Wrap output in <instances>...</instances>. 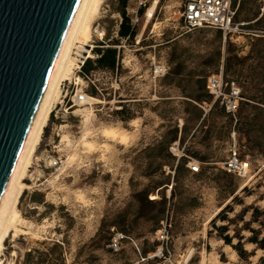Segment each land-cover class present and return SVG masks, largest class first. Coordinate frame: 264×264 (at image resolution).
<instances>
[{
	"label": "rangeland",
	"instance_id": "374dc122",
	"mask_svg": "<svg viewBox=\"0 0 264 264\" xmlns=\"http://www.w3.org/2000/svg\"><path fill=\"white\" fill-rule=\"evenodd\" d=\"M143 1L146 7L139 13ZM152 1L126 0V15L135 19L137 12L138 21L134 37L124 42L118 35L121 0H103L93 25L104 28L106 37L98 44L103 47L94 50L115 49L117 68L92 75L99 91L92 84L84 89L93 99L90 105L64 104L57 120L50 114L24 181L29 189L17 205L24 221L17 224V234L11 231L5 239L1 264H47V259L50 264H202L203 258V264H246L211 223L225 206L231 208L228 219L244 208L248 212L243 221L230 224L216 218L215 226L228 224L226 234L238 231L243 236L245 250L253 251L250 264L264 258V251L246 242L249 232L241 230L251 219V208L264 210L260 0H235L236 21L245 26L225 39L210 28L184 32L175 1L161 0L147 22ZM96 58L93 52L91 61ZM219 71L238 85L244 98L235 124L217 107L206 114L199 107L210 100L204 79ZM76 79L64 102L85 87ZM86 107L94 114L93 134L103 127L125 130L131 133L129 142L121 146L91 134L94 148L83 147L76 110ZM61 125L74 143L70 152L60 150ZM174 142L182 153L179 158L170 152ZM233 144L248 164L246 178L222 170ZM68 152L77 161L63 166ZM58 158L63 165L52 166ZM189 162L199 163L198 173L191 172ZM251 227L260 229L258 223ZM164 229L167 241L161 245L156 234ZM260 230L262 237L264 228ZM113 232L127 237L118 252L107 247ZM153 254L155 258H148Z\"/></svg>",
	"mask_w": 264,
	"mask_h": 264
},
{
	"label": "water",
	"instance_id": "95a60500",
	"mask_svg": "<svg viewBox=\"0 0 264 264\" xmlns=\"http://www.w3.org/2000/svg\"><path fill=\"white\" fill-rule=\"evenodd\" d=\"M79 0H0V199Z\"/></svg>",
	"mask_w": 264,
	"mask_h": 264
},
{
	"label": "bare ground",
	"instance_id": "6f19581e",
	"mask_svg": "<svg viewBox=\"0 0 264 264\" xmlns=\"http://www.w3.org/2000/svg\"><path fill=\"white\" fill-rule=\"evenodd\" d=\"M102 3L103 0L78 1L66 35L63 39L60 50L54 62L44 93L37 107L16 163L13 167V170L9 176L0 199V254L3 248L4 241L7 238L9 232L12 231L14 234H17L20 231H18L17 229V224L22 223L24 220H22L19 214L17 205L23 192L26 189H29V186L24 183L26 177L28 176V168L32 164V160L35 157L37 147L41 142L43 131L48 125L51 111L53 107L58 104L60 98L62 97L60 89L61 83L68 80L71 81L72 78H77L79 81L81 80L77 77V74H75L74 71L73 51L75 48H79L84 45L92 46V26L99 16ZM156 6L157 1L154 0L150 8L147 9L145 15L147 22L153 17ZM88 57L92 58L93 53L88 52ZM125 63L127 65H130V60L126 59ZM90 101L92 102L93 99H87V102L89 104H91ZM76 112H79L81 115L82 135L81 138H79V142L83 147L89 149L94 148V144L88 138L91 134H93L92 128L94 129V114H92V112L89 111L87 107L84 109L79 108L76 110ZM64 127V125H61L59 129L62 130ZM130 134L131 133L129 131H119L115 128L103 127L100 128L99 131L95 130L92 137L97 136L98 138V136L100 135V137L105 138L106 141H116L122 146L126 145L129 142ZM60 137V150L69 152L73 150L74 143L70 139L69 135L65 134L62 130V132L60 133ZM67 155V160L65 161V163L63 162V166L70 165L77 161L75 153H69ZM62 169L60 170L63 171ZM57 178L58 176L54 177V180H56ZM204 260L205 259L203 258L202 264L204 263Z\"/></svg>",
	"mask_w": 264,
	"mask_h": 264
},
{
	"label": "built area",
	"instance_id": "2783aa9c",
	"mask_svg": "<svg viewBox=\"0 0 264 264\" xmlns=\"http://www.w3.org/2000/svg\"><path fill=\"white\" fill-rule=\"evenodd\" d=\"M154 1V0H153ZM152 1V2H153ZM157 5L161 0H156ZM175 1L177 6V14L178 18L182 23V28L184 32L190 33L194 30L201 28H210L216 31H219L224 39L229 36L232 38L234 34H240L242 28L245 26L243 22L236 21V12L238 9V4H235V0H169ZM260 4L262 6V10H264V0H260ZM142 6L141 9L146 7V2H140L139 4ZM157 7V6H156ZM155 11L153 13L154 17ZM145 15V12H144ZM152 17V19H153ZM151 19V20H152ZM122 21V18H121ZM130 28L133 29L135 23L138 21L137 12L135 13V19L129 18ZM121 24V22H120ZM91 44L84 45L79 48H75L73 51V59H74V71L77 74L78 78L85 84V87L80 91H76L71 97L67 99L66 102L64 100L67 98L68 93H72V89L70 90L71 85H76L75 81H66L62 82L61 92H64L63 97H61L58 104H56L52 111L51 115L55 120L59 118V109L65 104L68 107L79 106V105H90L87 102V99L90 97L87 95L86 89L89 84H92L96 91H99V88L95 86L91 77L97 71H90L88 74H82V68L85 62L88 59H93L88 57V52H94L96 48H102L104 44V39L106 37L105 30L99 24H95L92 27L91 31ZM124 42L128 41V37L123 38ZM88 49V50H87ZM117 49H119L117 47ZM98 57V56H97ZM164 70L163 67L159 68L160 72ZM107 71V70H104ZM109 72V71H108ZM205 90L211 96V101L209 103H202L199 107L206 114L214 104L224 110L226 115H228L231 119H233L234 124L237 120V114L240 109L241 104L244 101V98L241 93V89L234 81L224 80L223 74L221 71L217 73H211L206 76L205 81ZM91 99V98H90ZM118 103V102H117ZM59 108L57 109V107ZM111 112L113 108H108ZM117 109V108H116ZM121 109V108H119ZM234 139V137H233ZM170 152L176 156L180 157L182 155L181 151L178 148L177 142L172 143L170 146ZM62 165L60 158L58 160H54L52 166L58 167ZM188 168L193 173L199 172V163L189 162ZM222 170L228 174L236 176L238 178H246L248 176V164L245 160L240 158V154L236 144H233V148L230 150L228 157L222 163ZM157 240L163 245L167 241V233L166 230H159L156 234ZM127 239L122 233L113 232L107 247L112 252H118L122 243ZM162 247V246H161ZM156 255H152L148 258H155Z\"/></svg>",
	"mask_w": 264,
	"mask_h": 264
},
{
	"label": "trees",
	"instance_id": "16d2710c",
	"mask_svg": "<svg viewBox=\"0 0 264 264\" xmlns=\"http://www.w3.org/2000/svg\"><path fill=\"white\" fill-rule=\"evenodd\" d=\"M120 5L122 7L121 11V24L119 26V32L118 35L120 38H126L128 37L129 39H132L134 37V29L130 28V21L129 17L126 15L125 12V7H126V0H121ZM143 9L139 10V13H142ZM94 53L98 56L95 61H91L88 59L83 68H82V74H88L90 71H96V70H107L109 72H114L117 68V57H116V50L107 48L104 50H94ZM205 81L206 78L204 79V90H205ZM206 92V90H205ZM206 94L209 96L210 100L206 103H209L211 101V96L206 92ZM204 103V102H202ZM199 104V105H202ZM242 105V104H241ZM217 107V104H214L212 108ZM241 107V106H240ZM211 108V109H212ZM210 109V110H211ZM222 110V112L226 115L223 109L219 108ZM209 110V111H210ZM240 110V109H239ZM239 113V111H238ZM238 115V114H237ZM229 117L228 115H226ZM230 118V117H229ZM177 138V135H175L174 140ZM183 164H186V161L183 160ZM226 173V172H225ZM228 174V173H227ZM231 175V174H228ZM231 197H232V202L236 201V196H234V192H231ZM251 219L247 222H243V225L241 227V230H246L249 232L250 236L246 238V242L249 244H253L256 249L264 251V236L260 237L261 235V230L264 228V210H260L259 208H251ZM231 211V208L228 206H225L218 214L217 216L211 221L213 226L215 227L216 231L219 233V236L223 240L225 245L230 246L239 256L240 260L245 262L246 264H250L248 261L249 257L253 255L252 252H247L244 248V243L242 242L243 236H240V233L238 231L235 232L233 236H229L226 234L228 224H230L233 220H236L237 218L243 221V216L248 212L247 208H244L240 215L235 216L233 219H228L226 213ZM262 217V219H261ZM219 219L221 221H227V225L223 226H215V219ZM253 223H258L260 226V229H254L251 227V224ZM233 238L237 239V242L235 244L232 243ZM50 255V254H49ZM52 258V257H50ZM51 260L47 259L46 263L50 264ZM259 263L264 264V258H259Z\"/></svg>",
	"mask_w": 264,
	"mask_h": 264
}]
</instances>
